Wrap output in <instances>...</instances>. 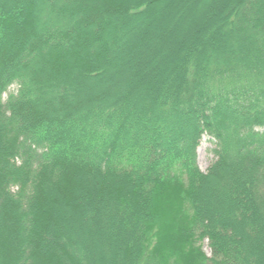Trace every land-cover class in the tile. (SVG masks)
Here are the masks:
<instances>
[{"label":"trees","instance_id":"16d2710c","mask_svg":"<svg viewBox=\"0 0 264 264\" xmlns=\"http://www.w3.org/2000/svg\"><path fill=\"white\" fill-rule=\"evenodd\" d=\"M0 264H264V0H0Z\"/></svg>","mask_w":264,"mask_h":264},{"label":"rangeland","instance_id":"374dc122","mask_svg":"<svg viewBox=\"0 0 264 264\" xmlns=\"http://www.w3.org/2000/svg\"><path fill=\"white\" fill-rule=\"evenodd\" d=\"M165 26V27H170L168 25V22L167 23H161L160 26ZM172 26V25H171ZM155 36V35H153ZM150 37L149 40L147 41V43H144L142 45V48L144 49L145 52H149L152 53V50H153V47H151L149 45V43H151V41L155 42V43H158V45L160 46L163 42H164V45H165V40L164 38H162V36H159L158 38H154V37ZM167 44V42H166ZM163 45V44H162ZM170 46H174L173 44L170 45ZM155 47V45H154ZM156 48V47H155ZM170 48V47H169ZM173 48V47H171ZM164 53H166V51H163ZM153 55V54H152ZM137 75H139L140 73H136ZM215 147V143L214 141L211 139L210 136L208 135H205L202 139V142H201V145L199 146L198 148V163H199V166L200 168L203 170V171H206L208 169V167L212 164V162L215 160V156L212 152V149ZM203 248H204V251L210 255L211 254V250H210V247H209V244H208V240H206L204 243H203Z\"/></svg>","mask_w":264,"mask_h":264}]
</instances>
